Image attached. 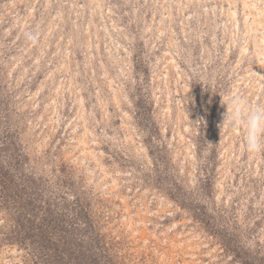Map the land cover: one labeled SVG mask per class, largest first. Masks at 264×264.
<instances>
[{
	"label": "rangeland",
	"instance_id": "1",
	"mask_svg": "<svg viewBox=\"0 0 264 264\" xmlns=\"http://www.w3.org/2000/svg\"><path fill=\"white\" fill-rule=\"evenodd\" d=\"M264 0H0V264H264Z\"/></svg>",
	"mask_w": 264,
	"mask_h": 264
},
{
	"label": "clouds",
	"instance_id": "2",
	"mask_svg": "<svg viewBox=\"0 0 264 264\" xmlns=\"http://www.w3.org/2000/svg\"><path fill=\"white\" fill-rule=\"evenodd\" d=\"M227 105L221 125L229 129H241L244 136L242 151L249 154L264 152V104H251L241 95L222 98Z\"/></svg>",
	"mask_w": 264,
	"mask_h": 264
}]
</instances>
